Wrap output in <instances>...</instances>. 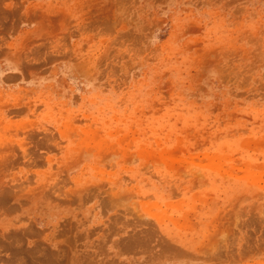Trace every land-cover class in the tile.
<instances>
[{
    "label": "rangeland",
    "instance_id": "obj_1",
    "mask_svg": "<svg viewBox=\"0 0 264 264\" xmlns=\"http://www.w3.org/2000/svg\"><path fill=\"white\" fill-rule=\"evenodd\" d=\"M0 264H264V0H0Z\"/></svg>",
    "mask_w": 264,
    "mask_h": 264
}]
</instances>
